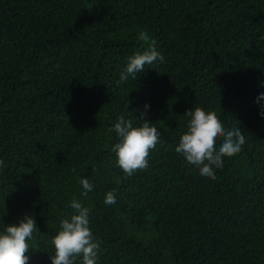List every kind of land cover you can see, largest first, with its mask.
I'll return each mask as SVG.
<instances>
[{"label": "trees", "instance_id": "1", "mask_svg": "<svg viewBox=\"0 0 264 264\" xmlns=\"http://www.w3.org/2000/svg\"><path fill=\"white\" fill-rule=\"evenodd\" d=\"M141 31L165 59L117 83L149 46ZM262 82L264 0H0V220L34 216L28 264H50L73 197L90 209L96 264H264ZM196 107L245 136L215 179L174 151ZM120 114L160 132L131 176L109 151Z\"/></svg>", "mask_w": 264, "mask_h": 264}, {"label": "clouds", "instance_id": "2", "mask_svg": "<svg viewBox=\"0 0 264 264\" xmlns=\"http://www.w3.org/2000/svg\"><path fill=\"white\" fill-rule=\"evenodd\" d=\"M139 39L150 41L149 46L126 58L119 69L117 83L130 77L136 78L145 65L164 61L165 57L156 47L154 38L141 31ZM253 103L257 105V115L264 119V91L257 93ZM150 106L145 101L140 115L146 116ZM186 113L190 118L174 145V151L200 177L215 179L216 169L223 168L225 157L241 151L245 144L243 131L237 126L225 127L215 112L207 113L200 107L191 108ZM135 119L140 123L120 114L109 127V131L115 134L109 148L114 155V165L128 176L148 167L149 151L160 140V132L154 123L147 119ZM2 165L3 161L0 160ZM79 184L81 195H87L93 188V183L84 176L80 177ZM116 192V188L107 191L103 203L114 204ZM67 205L74 211L60 218L57 231L50 237L52 250L47 251L50 264H74L78 257L82 264H96L100 244L90 227V209L75 197L68 200ZM34 231L38 232L36 220L27 212L20 214L15 222L4 223L0 220V264H28L30 256L27 253L31 248L28 241Z\"/></svg>", "mask_w": 264, "mask_h": 264}]
</instances>
